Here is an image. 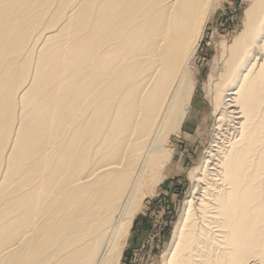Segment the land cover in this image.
<instances>
[{
  "label": "bare ground",
  "instance_id": "obj_1",
  "mask_svg": "<svg viewBox=\"0 0 264 264\" xmlns=\"http://www.w3.org/2000/svg\"><path fill=\"white\" fill-rule=\"evenodd\" d=\"M214 1L0 0V264H120ZM228 53L167 264H264V0Z\"/></svg>",
  "mask_w": 264,
  "mask_h": 264
},
{
  "label": "rangeland",
  "instance_id": "obj_2",
  "mask_svg": "<svg viewBox=\"0 0 264 264\" xmlns=\"http://www.w3.org/2000/svg\"><path fill=\"white\" fill-rule=\"evenodd\" d=\"M250 0H215L203 40L188 73L195 86L192 108L180 132L166 139L169 161L154 187L148 181L120 264H167L176 226L194 190L193 173L203 169L217 135L215 99L230 49L245 25ZM213 100V101H212ZM189 118V119H188ZM232 132V131H231Z\"/></svg>",
  "mask_w": 264,
  "mask_h": 264
}]
</instances>
